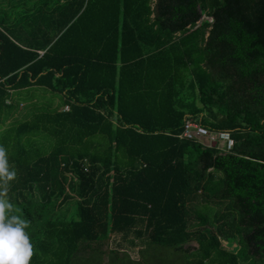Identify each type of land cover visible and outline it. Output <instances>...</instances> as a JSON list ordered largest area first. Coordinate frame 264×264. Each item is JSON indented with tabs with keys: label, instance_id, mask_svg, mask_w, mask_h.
Here are the masks:
<instances>
[{
	"label": "trees",
	"instance_id": "trees-1",
	"mask_svg": "<svg viewBox=\"0 0 264 264\" xmlns=\"http://www.w3.org/2000/svg\"><path fill=\"white\" fill-rule=\"evenodd\" d=\"M8 11L31 13L17 22L32 42ZM49 11L64 32L41 31L40 55ZM187 121L233 150L181 138ZM0 145L30 264H264V0H0ZM193 204L221 207L213 236L191 230Z\"/></svg>",
	"mask_w": 264,
	"mask_h": 264
},
{
	"label": "clouds",
	"instance_id": "clouds-1",
	"mask_svg": "<svg viewBox=\"0 0 264 264\" xmlns=\"http://www.w3.org/2000/svg\"><path fill=\"white\" fill-rule=\"evenodd\" d=\"M7 156V149L0 145V177L11 181L16 173L9 168ZM29 228L30 222L0 196V264H30L34 249Z\"/></svg>",
	"mask_w": 264,
	"mask_h": 264
},
{
	"label": "rangeland",
	"instance_id": "rangeland-1",
	"mask_svg": "<svg viewBox=\"0 0 264 264\" xmlns=\"http://www.w3.org/2000/svg\"><path fill=\"white\" fill-rule=\"evenodd\" d=\"M3 1H5L6 4L15 5V3H17V1H19V0H3ZM34 94L36 95V97L32 101L33 104L38 105V106L44 105V104L45 105L49 104V101H50L49 100V97H50L49 94H44V92H42L40 90L35 91ZM56 102H57V104L59 103L58 100H56ZM57 104H55V105H57ZM26 107H27V103L22 101L21 105H20V111L17 114L15 120H22L25 117ZM11 121H13V120H11ZM11 121H9L8 123H10ZM74 203H75V201H70L69 204L64 205L61 209L65 212H66V210H72V208H73L72 206L74 205ZM220 208L221 207L215 206V209H214L215 211H213V209H211L210 207H204L203 204H193L190 207H188V214H189V219H190L191 230L203 231V233L213 236V234L216 233V227H217V224H215V222H214V217H215L214 215H215V212L220 210ZM205 211L208 214L209 220H210V222L208 224H203V223H201V220H200V216L202 214H204V215L206 214V213H204ZM59 212H61V211H59ZM65 212H64V214H65ZM61 214H63V212H61ZM229 220H231V217L229 218ZM116 240H118L119 242L121 241L119 238ZM219 241L221 242V245H222L221 248L224 251H226L227 253L236 254L240 249V246H239L237 239L232 240V241L231 240L228 241L225 238L219 237ZM111 246H112V248H117V244L115 242V239H114V241H112ZM187 247H191L192 249H198L199 248L198 241L196 239H193L191 242H189ZM130 253L134 258H136V259L138 258L137 250H131Z\"/></svg>",
	"mask_w": 264,
	"mask_h": 264
},
{
	"label": "crops",
	"instance_id": "crops-1",
	"mask_svg": "<svg viewBox=\"0 0 264 264\" xmlns=\"http://www.w3.org/2000/svg\"><path fill=\"white\" fill-rule=\"evenodd\" d=\"M28 2V0H27ZM66 2V0H60L61 5L64 4ZM6 10H9L10 7H6ZM24 15L30 16L31 13L28 14H24V12L21 14L17 13V12H11L8 11L6 18H5V24L4 26L7 27V29L11 30V31H15L16 34L24 39L25 43L27 42H32L31 38L29 37L30 31L29 30H33V29H26V27L24 28V23L22 24H18V20L22 17H24ZM38 18H40V22L38 23V30H39V41L40 43H43L45 41V37L42 34L41 31H48L49 33H51V37L53 38V41L55 42L60 35H62V33L64 31L61 32L59 24L60 22H62L63 15H66L64 13H60L59 11H49V12H44V13H38ZM154 17V16H153ZM50 20H53L55 22H51ZM16 25V26H15ZM34 43V42H33ZM49 46H46L45 43H43V45H41L38 49V52L40 55H44L45 52L48 50ZM40 91L43 92L42 89H38ZM27 94V92H25ZM24 93V95H26ZM31 93H35V91L31 90L29 91V94L31 95Z\"/></svg>",
	"mask_w": 264,
	"mask_h": 264
},
{
	"label": "built area",
	"instance_id": "built-area-1",
	"mask_svg": "<svg viewBox=\"0 0 264 264\" xmlns=\"http://www.w3.org/2000/svg\"><path fill=\"white\" fill-rule=\"evenodd\" d=\"M7 104L11 105L12 100L9 99ZM65 111H69V107H66ZM180 137L183 139L195 140L206 147L217 148L222 152H230L235 146V141L230 133L213 132L193 121L186 122L184 132Z\"/></svg>",
	"mask_w": 264,
	"mask_h": 264
}]
</instances>
